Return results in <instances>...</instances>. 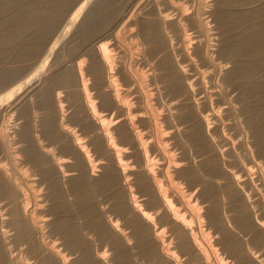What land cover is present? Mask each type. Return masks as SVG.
<instances>
[{
  "label": "rangeland",
  "instance_id": "rangeland-1",
  "mask_svg": "<svg viewBox=\"0 0 264 264\" xmlns=\"http://www.w3.org/2000/svg\"><path fill=\"white\" fill-rule=\"evenodd\" d=\"M263 127L264 0H0V183L17 194L0 190L8 264H264ZM102 141L123 159L115 188L99 184L112 162ZM141 170L194 248L183 250ZM121 201L131 203L120 210ZM133 202L147 212L145 243ZM16 206L34 250L14 238Z\"/></svg>",
  "mask_w": 264,
  "mask_h": 264
},
{
  "label": "bare ground",
  "instance_id": "bare-ground-1",
  "mask_svg": "<svg viewBox=\"0 0 264 264\" xmlns=\"http://www.w3.org/2000/svg\"><path fill=\"white\" fill-rule=\"evenodd\" d=\"M6 2V1H5ZM8 2H9V0H8ZM26 11H28V10H26ZM30 13H33V12H30ZM35 13V12H34ZM91 15V14H90ZM98 15V14H97ZM103 16H105L106 18H108L107 16L108 15H103ZM103 16H100V17H103ZM110 17V16H109ZM241 17V16H240ZM104 18V17H103ZM105 18V19H106ZM242 18H245V17H242ZM241 18V19H242ZM99 19V18H98ZM102 19V18H101ZM100 19V20H101ZM97 20V19H96ZM110 20V19H109ZM105 21H107V19L105 20ZM104 21V22H105ZM221 22V21H220ZM148 26V25H147ZM157 26V25H156ZM248 26V25H247ZM149 28L148 29H150V26H148ZM87 28V27H86ZM90 28V27H89ZM156 29V28H155ZM154 29V30H155ZM146 31H147V29H145ZM157 30V29H156ZM85 31H86V29H85ZM145 31V32H146ZM90 35V34H89ZM256 39V38H255ZM257 40V39H256ZM255 42V41H254ZM252 43V42H251ZM236 44V43H235ZM253 44V43H252ZM255 45V44H254ZM252 47L250 46V45H246V46H244V47H242L241 48V50H243L244 52H248V51H250V49H251ZM225 51H226V49H225ZM227 51H230V50H227ZM96 66V65H95ZM251 66V65H250ZM101 67V66H100ZM245 67H247V66H245ZM245 67H243V68H241V69H238L237 71H241V70H245ZM251 68H252V66H251ZM101 69V68H100ZM98 70V69H97ZM233 70V69H232ZM235 70V69H234ZM259 70V69H258ZM101 71V70H100ZM243 75V74H242ZM170 76V75H169ZM228 76V75H227ZM235 76V75H234ZM247 76V75H246ZM66 77V76H65ZM72 77V76H71ZM233 77V76H232ZM252 79V78H251ZM250 82H252V81H250ZM256 82V81H255ZM260 83V82H259ZM258 84V83H257ZM257 86V85H256ZM258 86H260V85H258ZM246 87V86H245ZM252 88H253V86H252ZM255 88V87H254ZM244 90V89H243ZM257 89L255 88V91H256ZM48 93V92H47ZM180 93V92H179ZM256 93V92H255ZM43 94V93H42ZM252 94V93H251ZM246 95V94H245ZM44 96V100L46 101V94L45 95H43ZM173 97V96H172ZM109 98V97H108ZM174 98V97H173ZM108 101H111L110 99H108ZM252 101V100H251ZM48 102V101H47ZM107 102V101H106ZM116 104V103H115ZM262 106H263V104H262ZM125 109V108H124ZM120 115H121V113H120ZM186 117H188L187 115H186ZM190 117V116H189ZM256 118H258V117H256ZM131 119V118H130ZM199 119V118H198ZM118 122V121H117ZM125 123L126 122H128L127 120H125L124 121ZM194 122V121H193ZM121 124V123H120ZM253 124V123H252ZM125 125V124H124ZM262 125V124H261ZM122 127V126H121ZM46 131L48 132V133H50V134H53L54 133V129L52 128V123H51V121H47V123H46ZM122 129L124 130V129H127V126H123L122 127ZM132 129V128H131ZM200 128L198 127V128H195V132H194V139L196 140V141H200L201 140V138H202V133H201V131L199 130ZM118 130H119V128H118ZM263 131H264V127H263ZM25 132V131H24ZM130 132V131H129ZM259 132V131H258ZM261 132V131H260ZM121 133V132H120ZM25 134H26V132H25ZM56 135V134H55ZM257 135V134H256ZM205 137V136H204ZM107 139V138H106ZM132 139H133V150H134V147L135 148H137V150H138V152L143 156V153H142V151H141V141H140V139L138 138V137H136V135H133V137H132ZM104 140V139H103ZM123 140V139H122ZM193 141V140H192ZM258 141H259V139H258ZM104 141H102V142H100V144H98L97 146H98V149L100 150V152H104L105 153V151H107V152H109V155L108 156H110L111 157V159H112V162L110 163V165L106 168V170H105V172H104V174L102 175V177L100 178V181H99V184H100V186H102L103 188L105 187H111V188H115V187H117V184H118V179H120V177L122 176V175H124V174H126V173H124L125 171L123 170V159H122V156L120 157V155H118L119 153H118V148H117V146H115V145H112V144H110V143H103ZM262 143H264L263 141H262ZM71 147V146H70ZM72 148V147H71ZM209 148V147H208ZM66 150V149H65ZM71 150V149H70ZM105 150V151H104ZM205 153V152H204ZM215 154H217L216 152H215ZM127 155V154H126ZM214 155V154H213ZM212 155V156H213ZM215 156V155H214ZM30 157H31V159L35 162V163H38V162H40V159H41V157L39 156V154H38V152L36 151V150H34V149H30ZM155 157V156H154ZM33 162V163H34ZM139 163V162H138ZM145 163V162H144ZM131 164V163H130ZM219 165V164H218ZM47 166V165H46ZM180 166V165H179ZM206 166H208V165H206ZM182 167V166H181ZM77 168V167H76ZM139 168L141 169V167L139 166ZM138 168V169H139ZM176 168V167H175ZM190 168V167H189ZM135 169H137V168H135ZM212 169V168H211ZM49 171V170H48ZM178 171H180V170H178ZM206 171H208V170H206ZM218 171V170H217ZM224 171V170H223ZM47 172V171H46ZM136 172V170L134 171V170H131L130 171V174L131 173H135ZM181 172H183V173H185V174H187L188 173V171L186 170V169H182V171ZM219 172V171H218ZM128 173V172H127ZM137 173V172H136ZM135 173V174H136ZM44 174V173H43ZM46 174V173H45ZM47 174H49V173H47ZM132 175V174H131ZM134 175V174H133ZM138 177H139V179H140V184L142 185V188H144V190H149L150 191V193L151 194H153L152 196H153V198H154V200H156L157 202H159V204H160V207H162L163 208V210L165 211L164 213H165V215H168L170 218H171V221L173 222V223H175L176 225H178L177 226V228L178 229H180L179 230V233L182 235L181 236V247L183 248V250L184 249H186V250H188L189 248L191 249V248H194L195 247V244H196V242L197 241H195V239L193 238V236H192V234H191V232L189 231V229L187 228V226L184 224V222H183V220H181L180 219V217L178 216H176L175 214H174V210H172L171 209V207H170V205H169V202H168V200H167V198L165 197V196H163L161 193H160V187H159V185H158V183L156 182V180H155V177L154 176H152L148 171H146V170H141L139 173H138ZM243 175V174H242ZM215 176V175H214ZM218 177V176H217ZM196 178V177H195ZM73 179H75V185L79 188V189H82V188H84L85 186H86V176L85 175H82V174H80V175H78V176H76V177H73ZM55 181V180H54ZM194 181V180H193ZM8 183V182H7ZM60 184V183H59ZM52 185H53V192H54V194L58 197L59 196V193H60V188H59V185H58V183H56V182H53L52 183ZM215 186V185H214ZM213 185L212 186H210V188L211 187H214ZM75 188V187H74ZM209 188V187H208ZM208 188H206V189H208ZM101 189V188H100ZM0 190L4 193V194H6V195H14V191H13V188L10 186V185H8V184H6V183H0ZM143 190V189H142ZM147 190V191H148ZM212 190V189H211ZM141 191V190H140ZM215 192H217V191H215ZM149 193V192H148ZM206 193H208V192H206ZM3 194V195H4ZM216 194V193H215ZM15 195H17V194H15ZM13 196V197H15V198H17L16 196ZM212 195H214V194H212ZM119 196V195H118ZM148 196V195H147ZM207 196H209V195H207ZM237 197V196H236ZM210 198H211V195H210ZM241 198V197H240ZM234 199V198H233ZM14 200V199H13ZM90 200V199H89ZM155 201V202H156ZM16 203V202H15ZM87 203H89L88 201H87ZM129 203H131V202H129ZM128 203V204H129ZM17 204V203H16ZM90 204V203H89ZM128 204L127 203H125L124 201H121L120 203H118V208L120 209V210H125V209H127L128 208ZM198 204V203H197ZM158 205V204H157ZM130 206V205H129ZM17 207V206H16ZM85 207V206H84ZM131 207L134 209V210H136L138 213L137 214H135V217L133 218V224H134V226L136 227V231L139 233V235H140V240H141V242L142 243H145L146 241H148V237H149V229H147V225L146 224H144L143 222H142V220L143 221H145L146 222V220H148V218H147V212L146 211H142L141 209V211L138 209V206H137V204L136 203H132L131 204ZM173 207V206H172ZM204 207V206H203ZM207 207V206H206ZM13 208V207H12ZM58 208V207H57ZM130 208V207H129ZM181 210V209H180ZM215 212V211H214ZM65 213V212H64ZM213 213V212H212ZM163 214V213H162ZM218 214V213H217ZM216 214V215H217ZM248 214V213H247ZM212 215V214H211ZM214 215V214H213ZM212 215V216H213ZM8 217V216H7ZM11 218V220H10V224L13 226V228L16 230V234H15V236H14V238H15V240L17 239L19 242H30V246H31V249H35V243L32 241V230H31V226H30V224H29V222L26 220V218H24V216H23V214H22V212H21V209L20 208H15V209H13V212H12V217H10ZM205 218H207V217H205ZM49 219V218H48ZM48 219H46V220H48ZM167 219V218H166ZM242 219V223L244 224V226L246 225V226H249V225H251L249 222H251L252 220H250L249 222L244 218V217H242L241 218ZM9 220V219H8ZM153 220V219H152ZM239 220V219H238ZM90 223V222H89ZM239 223V222H238ZM241 223V222H240ZM242 224V225H243ZM255 225V224H254ZM262 225V224H261ZM95 226L99 229V231L102 233V234H106V233H108V228L106 227V225H104L102 222H100V221H95ZM172 227V226H171ZM254 227V226H253ZM4 228V227H3ZM176 228V229H177ZM246 228H248V227H246ZM262 228V227H261ZM261 230V229H260ZM255 231V230H254ZM220 232V231H219ZM255 234V233H254ZM259 234V233H258ZM171 235V234H170ZM256 235V234H255ZM258 236V235H257ZM220 238V237H219ZM237 239V238H236ZM257 241H259V242H261V243H264V237L263 236H258L257 237ZM9 240V239H8ZM229 240V239H228ZM230 240H232V239H230ZM237 241H238V239H237ZM76 242H78L77 240H74L73 241V244H76ZM227 242V241H226ZM229 242V241H228ZM232 242H234V245H235V241H232ZM37 244V243H36ZM141 244V243H140ZM178 244H180V243H178ZM233 245V244H232ZM262 245V244H261ZM142 246V245H141ZM174 247V246H173ZM180 247V246H179ZM146 248V247H145ZM230 248V247H229ZM232 249V248H231ZM151 251H152V248H151ZM156 251V250H155ZM179 251H181V250H179ZM189 251H191V250H189ZM188 251V252H189ZM198 251V250H197ZM12 252V251H11ZM150 252V251H149ZM182 252V251H181ZM187 252V251H186ZM153 253V252H152ZM120 255V254H119ZM181 256H182V254H180ZM195 255V254H194ZM125 256H127V255H125ZM152 256V255H151ZM192 257V256H191ZM245 257V256H244ZM128 258V257H127ZM161 258H164V257H161ZM190 258V257H189ZM243 258V257H242ZM171 256H167V258L166 259H164V261L167 263V264H171ZM191 259V258H190ZM98 260V259H97ZM129 260V259H128ZM128 260H126V262L128 261ZM160 260H162V259H160ZM192 260V259H191ZM201 260H202V264H207V262H206V260H205V258H204V256L203 257H201ZM200 260V261H201ZM245 260H246V258H245ZM244 260V261H245ZM189 261V260H188ZM197 261V260H196ZM247 261V260H246ZM248 261H249V259H248ZM163 262V261H162ZM199 262V261H198ZM8 264V261H7V256H6V253H5V251H4V248H3V246H2V243L0 242V264ZM124 263V262H123ZM159 263H160V261H159ZM244 263H246V262H244ZM253 263V262H252ZM182 264V263H181ZM255 264V263H254Z\"/></svg>",
  "mask_w": 264,
  "mask_h": 264
}]
</instances>
